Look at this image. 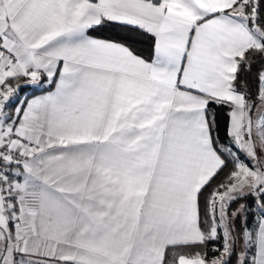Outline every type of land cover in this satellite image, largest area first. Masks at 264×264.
<instances>
[{
	"label": "snow or ice",
	"instance_id": "6c2138e0",
	"mask_svg": "<svg viewBox=\"0 0 264 264\" xmlns=\"http://www.w3.org/2000/svg\"><path fill=\"white\" fill-rule=\"evenodd\" d=\"M0 264H264V0H0Z\"/></svg>",
	"mask_w": 264,
	"mask_h": 264
},
{
	"label": "trees",
	"instance_id": "16d2710c",
	"mask_svg": "<svg viewBox=\"0 0 264 264\" xmlns=\"http://www.w3.org/2000/svg\"><path fill=\"white\" fill-rule=\"evenodd\" d=\"M122 35H131L136 40L135 47L137 51L141 52L146 57L151 53L152 39L149 36L141 35L139 33H128L123 32ZM104 35H109V33H104ZM217 114V123L219 125V134L221 137L225 134V126L227 124V109L213 106ZM241 202V201H240ZM239 202V203H240ZM235 204L233 205V207ZM211 247V245H209Z\"/></svg>",
	"mask_w": 264,
	"mask_h": 264
},
{
	"label": "crops",
	"instance_id": "0c3cea01",
	"mask_svg": "<svg viewBox=\"0 0 264 264\" xmlns=\"http://www.w3.org/2000/svg\"><path fill=\"white\" fill-rule=\"evenodd\" d=\"M25 91H29V90L26 89ZM37 94H38V93H37ZM236 206H237V205H235L233 208H235Z\"/></svg>",
	"mask_w": 264,
	"mask_h": 264
},
{
	"label": "rangeland",
	"instance_id": "374dc122",
	"mask_svg": "<svg viewBox=\"0 0 264 264\" xmlns=\"http://www.w3.org/2000/svg\"><path fill=\"white\" fill-rule=\"evenodd\" d=\"M240 203H243V201H241ZM237 207V206H236Z\"/></svg>",
	"mask_w": 264,
	"mask_h": 264
}]
</instances>
